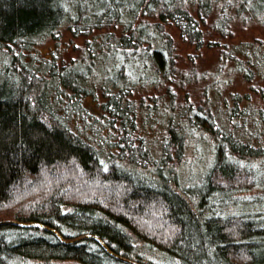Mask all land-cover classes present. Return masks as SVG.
<instances>
[{"label": "trees", "instance_id": "obj_1", "mask_svg": "<svg viewBox=\"0 0 264 264\" xmlns=\"http://www.w3.org/2000/svg\"><path fill=\"white\" fill-rule=\"evenodd\" d=\"M255 17L264 19V0H0V221L39 222L55 230L0 224V264H264V226L218 214L210 202L223 196L227 183H249L242 162L264 156V146L218 126L210 106L191 108V125L209 123L217 138L214 164L195 203L174 168L184 152L175 119L156 157L135 133L131 116L139 80L133 72L119 67L111 84L87 75L103 55L118 60L137 53L146 82L155 88L185 85L168 25L201 46L202 25L225 38ZM99 30L105 32L97 41ZM66 32L85 39L82 57L91 64L59 63L54 55L38 66L25 58L34 46L58 42ZM248 44L222 48V63L232 62L247 81H263L264 50ZM60 91L74 94L75 101L83 91L102 93L100 120L120 134L115 152L71 127L72 101L61 107ZM234 99L230 117L242 108L240 95ZM83 235L97 238L62 239Z\"/></svg>", "mask_w": 264, "mask_h": 264}, {"label": "rangeland", "instance_id": "obj_2", "mask_svg": "<svg viewBox=\"0 0 264 264\" xmlns=\"http://www.w3.org/2000/svg\"><path fill=\"white\" fill-rule=\"evenodd\" d=\"M260 18L257 17V21L244 26L239 23L234 34L225 38H221L220 34L211 33L207 25H202L205 42L201 46L184 40L178 28L168 25L167 29L176 46L174 53L179 67L177 74L185 80V85L182 81L181 86H171L170 82H167L164 86L155 88L143 79L146 73L140 67L141 61L137 53H131L132 55L129 54L128 57L120 56L118 60L114 56L103 55L96 60L93 69L87 72L89 81L91 79L97 84L115 82L118 69L122 66H126L128 71L133 72L138 78L133 93L135 107L131 117H134L135 133L144 136L146 146L156 157L160 156L163 137L169 135L170 119H175L174 127L183 133L184 152L182 159L178 162L176 160L174 168L179 174L180 187L190 193H188L190 199L195 203L201 198L202 185L214 164L217 138L207 128L209 123H201L202 125L199 124L197 127L191 125L192 117L187 114L191 108L201 111L209 109L210 106L215 116L212 117L213 122L215 121L218 126L227 130L233 128L237 135L251 139L258 146H264V99L261 97L264 80L255 79L251 82L245 80L242 72L234 68L232 62L224 65L220 55L221 49L225 46L246 42L251 48L264 50V19ZM111 30L117 36L120 34L115 28ZM104 32L99 30L95 39L100 41ZM55 41L49 40L34 46L35 48L30 50L32 53H28L25 58L38 66L46 65L45 63L54 55L59 63L74 61L76 65L79 62L91 64L92 60L90 61L86 55L82 57L86 49L83 37L76 38L66 32L58 42ZM81 93H84L83 99L75 101L78 99L77 96L73 94L69 98L70 94H63L60 91L56 101L61 107L72 101L71 107H68L71 127L101 149L115 152L120 134L114 136L100 120L102 115L98 103L103 100L102 93L100 91L94 95L88 91ZM234 95H240L242 98V111L240 109L237 115L230 117L229 109L234 106ZM103 158L108 161L107 157ZM242 163L248 169L249 183L238 186L227 183L221 186L225 191L223 196L212 198L210 202L218 214L250 217L264 226V156L249 158ZM25 264L46 263L27 261ZM50 264L75 262L53 261Z\"/></svg>", "mask_w": 264, "mask_h": 264}, {"label": "water", "instance_id": "obj_3", "mask_svg": "<svg viewBox=\"0 0 264 264\" xmlns=\"http://www.w3.org/2000/svg\"><path fill=\"white\" fill-rule=\"evenodd\" d=\"M6 224V223H10V224H18V225H21V226H25V227H29V226H41V227H44V228H47V229H51L53 231H55L54 229L52 228H49L48 226L46 225H43L42 223H39V222H29V221H19V220H15V219H11V220H3V221H0V224ZM84 237H95L97 238V236H94V235H83V236H80V237H77L75 239H65V238H62L64 241H77V240H80ZM106 249L108 251H110V249L108 247H106ZM117 257L119 258H122V259H125L119 255H116Z\"/></svg>", "mask_w": 264, "mask_h": 264}]
</instances>
